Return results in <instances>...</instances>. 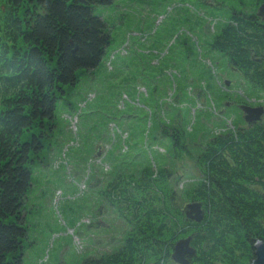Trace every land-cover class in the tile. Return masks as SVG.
Listing matches in <instances>:
<instances>
[{"label":"rangeland","instance_id":"374dc122","mask_svg":"<svg viewBox=\"0 0 264 264\" xmlns=\"http://www.w3.org/2000/svg\"><path fill=\"white\" fill-rule=\"evenodd\" d=\"M262 2L93 6L111 43L99 66L57 102L22 205V264H82L115 251L128 228L102 195L115 172L166 169L179 207L191 203L186 193L201 178L195 159L207 142L246 126L240 105L264 110V89L210 47L233 12L251 13ZM163 130L181 133L180 148Z\"/></svg>","mask_w":264,"mask_h":264},{"label":"trees","instance_id":"16d2710c","mask_svg":"<svg viewBox=\"0 0 264 264\" xmlns=\"http://www.w3.org/2000/svg\"><path fill=\"white\" fill-rule=\"evenodd\" d=\"M0 1V264H22L32 167L64 88L92 73L111 43L92 9L113 0ZM253 19L233 12L210 47L264 89V28ZM163 133L180 148L181 133ZM195 161L201 178L186 197L201 205L200 223L185 219L166 169L115 172L102 195L127 232L115 251L82 264H171L174 244L187 237L190 264H250L264 243V125L214 136Z\"/></svg>","mask_w":264,"mask_h":264},{"label":"water","instance_id":"95a60500","mask_svg":"<svg viewBox=\"0 0 264 264\" xmlns=\"http://www.w3.org/2000/svg\"><path fill=\"white\" fill-rule=\"evenodd\" d=\"M259 15L263 14L264 18V5L259 7ZM229 86V82H225ZM242 113L243 120L247 127L253 125H261L263 122L264 110L262 107H250L247 105L239 106ZM182 214L188 222L200 223L202 221L203 211L201 205L196 202L186 204L181 209ZM191 237L178 240L171 252L170 259L175 264H190L189 258L195 255V251L190 246ZM250 264H264V243H256L253 246V260Z\"/></svg>","mask_w":264,"mask_h":264},{"label":"flooded vegetation","instance_id":"af4514ba","mask_svg":"<svg viewBox=\"0 0 264 264\" xmlns=\"http://www.w3.org/2000/svg\"><path fill=\"white\" fill-rule=\"evenodd\" d=\"M261 5H264V2H262L259 6H258V8H257V10L256 11H253V12H251V13H248V14H245V16H248V17H250V16H252L254 19L253 20H256L263 28H264V18H263V14H261L260 13V15H259V7L261 6ZM228 64V63H227ZM229 65V64H228ZM229 68L232 70V71H235V72H238L233 66H231V65H229ZM239 73V72H238ZM241 106V105H240ZM247 127V126H246ZM249 128V127H248Z\"/></svg>","mask_w":264,"mask_h":264}]
</instances>
